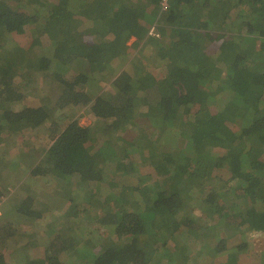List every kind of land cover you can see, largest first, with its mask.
I'll list each match as a JSON object with an SVG mask.
<instances>
[{"label":"trees","instance_id":"1","mask_svg":"<svg viewBox=\"0 0 264 264\" xmlns=\"http://www.w3.org/2000/svg\"><path fill=\"white\" fill-rule=\"evenodd\" d=\"M160 2L0 0V143L2 134L40 127L51 117L42 105L9 107L26 98L29 70L60 84V107L86 106L105 121L109 138L96 154L93 127L75 119L53 129L43 161L30 172L60 184L69 210L81 206L90 226L82 227L81 239L72 225L77 218L59 215L43 254L32 256L42 246L46 205L33 196L17 205L4 197L0 264H64L62 252H80L79 264H187L189 257L180 254L192 244L216 243L217 254L238 253L247 233L264 238V0H170L165 11ZM133 37L138 51L127 61ZM154 52L164 63V83L147 61ZM106 75H115L111 97L102 92ZM143 116L155 138L135 125ZM129 128L138 134L122 155L118 133ZM146 150L145 159L137 156ZM142 165L151 171L143 175ZM148 178L153 188L142 190ZM222 180L228 183L215 184ZM210 181L213 186H197ZM237 184L250 203L239 201L233 214L219 201L240 194ZM138 192L149 196L147 208ZM200 194L209 219L189 207ZM236 234L246 241L229 249ZM261 259L264 264V249ZM240 263L230 257L217 264Z\"/></svg>","mask_w":264,"mask_h":264},{"label":"rangeland","instance_id":"2","mask_svg":"<svg viewBox=\"0 0 264 264\" xmlns=\"http://www.w3.org/2000/svg\"><path fill=\"white\" fill-rule=\"evenodd\" d=\"M203 1V0H201ZM221 28H218L216 31L217 33L220 32ZM136 37L131 38L126 45H129L130 51L129 54L126 57L127 61H130L135 54L137 53L138 47L134 45L133 43ZM22 43L23 37L20 39ZM32 44V39L27 42L26 46H30ZM23 46V45H22ZM264 53V52H263ZM25 55V52L23 56ZM18 57H20L18 53ZM147 61L151 65V69L153 73L158 77L159 83H164L163 79V71H164V63L161 61L154 52V54H150L147 57ZM116 75V74H115ZM115 75H106L104 78V88L103 93L106 97H111L112 91H114L112 82L115 79ZM28 83L27 86V95L26 98L20 102L11 103L9 105L10 108L13 109H20L23 106L26 105H34V106H44L50 113L51 117L49 121H47L44 125L37 127V128H31V127H25L22 129L15 128L13 131H8L6 134H2V142L0 143V191L2 193H7L4 195L7 200V203L10 204H18V201H21L22 199L26 198L27 196H33L35 199L41 204H43L46 207L45 211V217L40 220L39 225L40 226V233L43 237V240L41 241V247H37L33 250L31 253L32 256L36 255L37 257H41L43 254L44 248L50 241V234L47 232V230L50 229L51 225L54 223H57L55 225L59 224V215L65 214L66 217L69 218H77L75 219L74 225L76 229L78 228L79 237L83 239L84 236V230H82V227H89L88 225L89 219L84 213H80V211L83 209L81 206H77L76 208H73L69 210L70 203H68V199L65 195V192H63V189L61 185L51 178L44 177V176H34L30 172V168L32 165H38L41 161L44 159V149L45 147L50 143L52 140V134L53 129L59 128V125L61 127H64L67 123H69L72 120L77 119L82 125L84 126H91L97 131V141L98 144L94 146V152L97 154L99 152L100 147L103 143H107L109 138L107 135H104V127L106 122L97 119L94 116H92L88 111L86 106L82 105H67L65 107H60V95L62 93V87L58 82L53 81L51 79V76H43L41 74L35 73L32 70L28 71ZM101 92V93H102ZM145 103H147L145 101ZM7 106V105H4ZM148 119L143 117H136L135 125H138L137 128H139L141 131H145L149 136H152L155 138V128L150 125ZM137 131V129L135 128ZM136 131H134L133 128H129L126 130L123 134L118 135L121 137L119 139V147L120 151L123 154L126 152L127 147V141L134 139L136 134H138ZM28 153L26 157L20 158L18 157V153ZM33 154L34 156L31 157L30 155ZM139 154L142 158L147 154V150L142 152H138L137 156L139 157ZM262 158H264L262 156ZM145 159V158H144ZM257 159V158H255ZM27 160V162H26ZM142 174L145 175L149 171H151V168H148L147 166L142 165ZM154 170V167H152V171ZM154 172V171H153ZM231 175H233L230 171L228 172L227 178H231ZM123 176L120 175L118 179H125ZM147 177V176H145ZM223 178H226L224 176ZM226 178V179H227ZM233 179V176L231 180ZM128 179H126L127 181ZM227 181H220L216 182L217 186L225 185L227 184ZM126 184L131 185V179H129ZM137 184V179H136ZM231 185V183L229 182ZM205 185L208 187V185L213 186L212 182H206L203 184H197V186ZM195 186V188L197 187ZM243 187L242 184H237L235 188L240 191V189ZM142 190L145 189H152L153 188V181L151 178L144 179V184L141 187ZM102 192L106 193L108 191L107 187L101 188ZM76 191H80L78 188ZM206 194L208 193V189L205 190ZM241 192V191H240ZM74 193V192H73ZM145 193H139L138 192V201L140 205H143L145 208L149 206V196L146 197ZM193 195V193H192ZM68 196V195H67ZM198 198L191 197L188 200L189 207L194 209L195 213L197 215H201L202 218H205L207 216V213L205 212L209 205L206 203V201H203L202 195H198ZM239 201L242 203L243 207H247L249 205V197L245 193H240L236 197L231 195L227 196L226 198L220 199V205L223 206L225 211H229L231 213H235L234 210L237 209L236 205L239 203ZM7 203L2 208L3 213L1 214V217L5 216L4 213H6L8 210ZM79 204V203H78ZM144 208V209H145ZM79 211V212H78ZM79 215H78V213ZM77 213V214H76ZM220 212H217L215 214V217H220L218 215ZM96 216L98 213H94ZM73 215H78L77 217H74ZM80 216V217H79ZM95 216V217H96ZM214 217V218H215ZM209 219V218H205ZM212 219V218H211ZM217 219V218H216ZM215 219V220H216ZM214 220V219H213ZM19 223H23V220H16ZM63 224L65 222L61 221ZM62 224V225H63ZM66 224V223H65ZM59 227V225H58ZM227 228L230 227V224L226 223ZM94 225L91 223L90 229H93ZM103 231V230H102ZM104 232V231H103ZM86 233V232H85ZM223 234V232H222ZM228 235V234H227ZM95 237L94 233L90 234V237ZM238 234H236L234 237H229L231 243H229V249L233 248L237 245H243V242L247 241L246 246L244 249L238 250V253L236 251H225L224 253H216V243L210 245L208 242H204L202 246H197L196 244H192L189 246V249L186 250V252H181L177 250L176 253H174V259L178 256L183 257H189V262L187 264H217L220 262H224L230 257L240 258L241 263L240 264H260L261 259V252L264 249V238L262 237L261 233L259 231H252L246 234L247 239L246 240H239ZM144 240H146L147 236H142ZM95 240L94 238H92ZM92 241V240H91ZM147 241V240H146ZM94 242V241H92ZM149 243V242H148ZM90 244V242H89ZM151 244V243H150ZM45 246V247H44ZM145 246L149 247L145 243ZM155 247V245H154ZM159 248L161 251L162 249ZM156 248V249H157ZM96 249L95 251H97ZM160 251L158 250L157 253ZM44 256V255H43ZM62 260L64 261V264H79L81 261L84 260V256L79 252L74 253V255H69L67 252H62ZM164 261V258L162 259V262ZM174 261L168 263L172 264ZM175 263V262H174Z\"/></svg>","mask_w":264,"mask_h":264},{"label":"built area","instance_id":"3","mask_svg":"<svg viewBox=\"0 0 264 264\" xmlns=\"http://www.w3.org/2000/svg\"><path fill=\"white\" fill-rule=\"evenodd\" d=\"M169 1L170 0H161L160 2V5L162 6V10L165 11L167 10V7L169 5ZM154 29L151 30V32L153 31ZM4 200V196L3 195H0V216H1V207H2V202Z\"/></svg>","mask_w":264,"mask_h":264}]
</instances>
